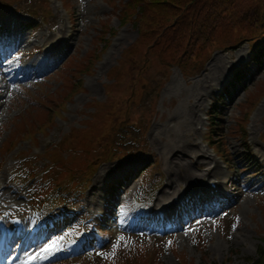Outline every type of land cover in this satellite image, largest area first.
Returning <instances> with one entry per match:
<instances>
[{"label":"rangeland","instance_id":"obj_1","mask_svg":"<svg viewBox=\"0 0 264 264\" xmlns=\"http://www.w3.org/2000/svg\"><path fill=\"white\" fill-rule=\"evenodd\" d=\"M19 2L16 1L15 5ZM71 2L76 13L74 24L70 22L68 14L65 15L63 8L57 3H51L52 12L51 15L45 17L46 22L43 21L42 16L35 15L34 21L39 25L33 28L26 23L32 19L31 5L37 3V0H23L19 4L23 8L22 11L18 8L0 9V61L7 62L17 69L29 67L27 64L32 62L31 66H33L38 57L48 54L55 61L50 67H48L49 64L35 63V76L30 74L20 80L19 78L24 74L23 70L16 72L14 69L10 70V65L4 63L0 65V70H3L4 75V80L0 82V147L3 140L14 129L15 121L20 119L18 115L35 112L39 103L40 107H47L48 101H37V98L47 91L61 89L60 67L65 58L74 54V57L80 61L89 49L96 46L97 35L101 31V19H109L110 24L118 29L117 33L112 36V42L107 51L95 63L93 74H83L85 89L68 102L63 115L47 128L48 132H36V142L30 137L21 138L18 146L8 153L0 150V162H3L0 169V203L6 207L7 211H11L9 217H13L12 220L15 221L22 215L26 217L24 224H17L18 234L14 228H7V234L0 239V256L4 264H47L50 254L47 255L41 250L48 245H52L48 250L63 245L60 243L62 234L44 239L46 242L43 247L36 245L38 238L34 236V230L28 236L24 233L21 240L17 241L24 230L33 226L31 222L28 225V221L31 213L36 214L33 209L37 207L33 200L27 197L32 189L26 180L21 177V181L18 182L13 178L14 171L20 165L23 156L21 151H18L31 149L29 151L31 155L28 156L33 157V154H39L36 161L43 166L45 161H48L43 152L54 142L65 138L74 126H81V119L87 116L85 111L93 112V107L86 108V102L106 97L107 72L117 63L122 49L131 44L138 35L137 27L131 22L121 24L116 16L117 11L104 0H71ZM81 4L85 5L93 17L83 16ZM58 8L63 11L61 15L65 16L66 24H61ZM6 28L9 29L8 33ZM61 28L63 31H60ZM55 36L56 40H61L59 46L54 51H50L47 46L53 42ZM239 45L215 50L211 59L194 76L185 77L178 67L173 68L167 82L159 91L157 112L154 106L149 112L155 115L147 133L149 141L147 151L131 157L128 155L100 162L92 178L93 184L83 190V194L79 195L74 205L72 212L76 216L80 215L79 220L83 219V215H88L86 220L90 222L89 216L97 215L100 223L107 222L108 217L105 216L107 210L111 219L108 223L113 222L116 228L133 231L134 224L126 223L121 213L116 214L115 205L119 198L116 196L115 200L108 204L104 194L109 180L118 176H128L129 170H138L140 166L150 161L157 163L158 172L161 175L151 184L153 197L138 204L143 211L146 210L148 203L162 201L165 196L163 191L169 189L168 185L172 180L175 179L176 188L173 189L171 186L170 190L179 191L181 187L193 182L195 178L200 179V176L196 177L197 172H201L200 166L210 163L212 158L211 148L203 144V140L207 139V113L214 105V97L222 94L223 88L234 80L235 71L241 65L247 64V70H249L247 76L239 79L236 88L231 89L230 96L224 94L221 101L225 108L222 109L225 119L222 120L224 121L223 129L229 134L227 138L233 153L232 168L226 167L222 160L219 162L221 176L223 178L228 176L231 179L229 188L233 196L223 205V209L229 213L224 216L221 210L216 213L212 209L213 215L190 224V226L196 225L198 230L203 231L206 240L205 247L195 242L192 230L184 229L175 231L174 234L178 239L176 249L184 252L194 264H210L212 261L222 263L231 255L234 264H244L248 256L258 255V245L264 235V206L262 205L264 201V97L255 105L248 120L249 152L244 147L241 136L234 134L233 128L235 123H238L237 120L244 115L245 109L250 107V105H243L247 97L258 95L259 84L264 80V64L260 66L250 61L253 46L249 43ZM49 57H47L48 60ZM6 68L11 74L16 72L15 78L6 77L8 75V72L5 73ZM155 81L156 78H153V86L148 91V103L153 102L152 98L157 93L154 87ZM108 87L114 90L115 94H120V97L117 103L110 106V113L99 115L98 123L103 132L106 133L109 129L118 126L121 113H127L129 117L125 124L133 126L129 121L133 113L129 103L134 104L138 100L137 97L134 95L123 97L118 88L111 84H108ZM263 95L264 92L259 98ZM147 106L148 104L141 102L136 110H146ZM78 141L79 138L76 136L75 144ZM205 147L208 148L207 151ZM202 150L206 154L198 155ZM247 159L252 166L245 168ZM139 174L130 178L128 185L119 191L122 193L125 189L123 195L125 200H131L138 185ZM202 179L207 182L206 176L203 175ZM177 212V215L176 212L170 215H173L176 223L184 224L186 216L183 212ZM185 212L191 218L195 212L194 206L191 205ZM42 213L41 216L46 217V223H53L60 216L69 214L70 211L55 206L48 210L44 209ZM231 215H235L240 224L235 232L224 236L219 230V221ZM211 224H213L212 227ZM101 246L102 244H99V247ZM42 254H45V257H42ZM32 257L36 258L31 259ZM179 260L180 258L174 254L173 250H168L162 255L163 264H179Z\"/></svg>","mask_w":264,"mask_h":264},{"label":"trees","instance_id":"obj_2","mask_svg":"<svg viewBox=\"0 0 264 264\" xmlns=\"http://www.w3.org/2000/svg\"><path fill=\"white\" fill-rule=\"evenodd\" d=\"M13 1L0 0V3L6 6ZM122 17L136 23L140 30L136 42L125 52L123 67L126 69L154 60L156 65L167 69L179 65L188 74L199 70L214 50L245 41L254 43L253 59L262 61L264 57V0H128L123 4ZM94 61L92 59L89 66L94 65ZM109 75L117 77V67H113ZM110 93L109 106L117 103L120 97L112 89ZM218 113L219 110L214 108L210 114L217 131L223 126L215 120ZM241 127L246 136L245 122ZM103 152L104 149L92 145L83 149L82 155L77 154L81 160L72 163L73 167H62L53 179L58 190L63 194L77 187L81 182L80 175L88 166H94L95 159ZM115 184L112 183L109 196L120 182ZM251 264H264L263 245Z\"/></svg>","mask_w":264,"mask_h":264},{"label":"bare ground","instance_id":"obj_3","mask_svg":"<svg viewBox=\"0 0 264 264\" xmlns=\"http://www.w3.org/2000/svg\"><path fill=\"white\" fill-rule=\"evenodd\" d=\"M47 57H48V55L47 56H43V57H41V58H39V59H37V60H35L36 61V63H47L49 60L47 59ZM35 66H36V64H34ZM2 72H3V70L1 69L0 70V74H2ZM14 74H16V72H14ZM30 74L32 75H34V73L32 72V70H30V72L27 74L28 76H30ZM2 97V96H1ZM189 156V155H188ZM183 169V168H182ZM174 181V183H176V181H175V179L173 180ZM190 187H192V186H190ZM176 188V187H175ZM165 197V196H164ZM161 199V198H160ZM163 201V200H162ZM6 230L5 229H3L2 227H0V238L5 234V233H7V232H5Z\"/></svg>","mask_w":264,"mask_h":264},{"label":"snow or ice","instance_id":"obj_4","mask_svg":"<svg viewBox=\"0 0 264 264\" xmlns=\"http://www.w3.org/2000/svg\"><path fill=\"white\" fill-rule=\"evenodd\" d=\"M52 245H48L46 248L42 249L41 251H48L49 248H51ZM36 257H32L31 259H35Z\"/></svg>","mask_w":264,"mask_h":264}]
</instances>
